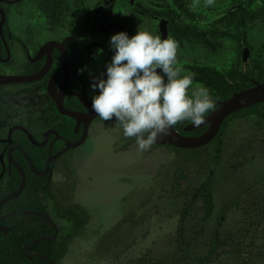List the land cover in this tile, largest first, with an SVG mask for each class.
I'll return each instance as SVG.
<instances>
[{
	"label": "rangeland",
	"instance_id": "obj_1",
	"mask_svg": "<svg viewBox=\"0 0 264 264\" xmlns=\"http://www.w3.org/2000/svg\"><path fill=\"white\" fill-rule=\"evenodd\" d=\"M94 1L89 0L90 6ZM192 1L197 11H187L191 23L196 21L203 32L222 29L218 19L228 12L229 0H215L212 7H205L204 0ZM249 38L254 46L264 42V24L252 23ZM232 51L225 38L208 39L199 46L184 41L179 43L178 60L180 65L189 61L225 70ZM125 139L118 124L97 123L80 146L56 162L44 197L59 234L68 232L69 223L56 217L58 208L78 204L87 215L59 264H244L225 246L206 263L189 257L176 262L177 225L185 201L171 192L178 166L189 169L184 190L191 192L208 181L213 193V215L196 241L198 255L207 252L219 217L222 232L237 231L252 218L258 224L247 228L256 230H250L255 242L251 244L247 235L250 244L244 246L242 257L245 264H264V137L255 118L231 119L220 141H211L194 154L166 144L141 152L135 140Z\"/></svg>",
	"mask_w": 264,
	"mask_h": 264
},
{
	"label": "flooded vegetation",
	"instance_id": "obj_2",
	"mask_svg": "<svg viewBox=\"0 0 264 264\" xmlns=\"http://www.w3.org/2000/svg\"><path fill=\"white\" fill-rule=\"evenodd\" d=\"M192 4V0H95L90 6L89 0H0V80L6 77L17 79L0 82V193L8 189L4 183L6 177L20 175L21 181L18 166L25 176V163L28 172L34 173L25 154L37 170L43 171L45 165L40 170L33 160L45 158L46 164L47 158L61 151L68 142H75L85 135L84 142L93 125L107 122L98 115L86 122L85 116L93 112L91 99L98 94L93 92L90 84L93 77H100L101 73L106 72V64L114 54L109 47L110 36L118 32H127L131 37L137 30L149 31L161 39L171 37L178 43L187 41L196 46L212 38L228 39L233 51L225 70L184 61L181 64L184 74H193V84L207 88L202 81L208 76L202 73L203 67L211 68L213 74L216 71L224 73L225 81L230 84L233 82L228 72L236 73L237 79L250 81L249 86L239 88L229 96L253 86V81L264 82V42L254 46L249 38L252 23L264 24V0H229L228 12L218 19L222 29L204 32L196 21L191 23L192 15L187 11H197ZM246 48L248 54L244 56ZM258 54L262 57L261 72L253 65V58ZM191 66L194 70H191ZM78 69H84L83 73L78 74ZM68 112L78 113L80 118ZM235 112L239 113L228 118L231 113L225 118L227 122L223 130L225 119L222 121L211 141L216 140L217 136L222 138L228 122L239 116L255 118L264 137V100ZM111 122L116 123L114 120ZM125 140L130 142L135 139ZM74 148H68L50 163L49 172L45 175L51 183L56 162ZM16 188L4 194L0 200ZM45 192H42L43 197ZM44 203L46 205V200ZM10 211L16 210L5 211L0 217ZM46 214L54 225L43 218L53 231L50 235L42 236H51L56 229L54 239L63 237L66 233L59 234L48 208ZM16 215L27 214L11 216ZM11 216L0 219L1 225L9 227L6 233L1 231L4 235L16 226V223H1ZM35 257L28 259L32 261Z\"/></svg>",
	"mask_w": 264,
	"mask_h": 264
},
{
	"label": "clouds",
	"instance_id": "obj_3",
	"mask_svg": "<svg viewBox=\"0 0 264 264\" xmlns=\"http://www.w3.org/2000/svg\"><path fill=\"white\" fill-rule=\"evenodd\" d=\"M214 4L215 0H204L205 7ZM109 47L114 54L106 72L90 84L98 92L92 96L91 111L103 121L118 123L126 138L135 139L139 151L151 149L178 124H204L217 109L210 90L193 87L194 75L184 74L174 38L140 30L130 37L121 31L110 36ZM83 71L78 69V74Z\"/></svg>",
	"mask_w": 264,
	"mask_h": 264
},
{
	"label": "trees",
	"instance_id": "obj_4",
	"mask_svg": "<svg viewBox=\"0 0 264 264\" xmlns=\"http://www.w3.org/2000/svg\"><path fill=\"white\" fill-rule=\"evenodd\" d=\"M253 15L254 14H251V16ZM261 61L262 57H259V54L253 58L254 68H257L259 71L262 68ZM190 68L191 70H194L193 66ZM201 71L208 75L206 78H203L202 81L208 86L217 105L218 102L225 100L233 91L250 85L248 79H237V74L234 72H228L233 82L230 84L225 81L224 73L222 72L216 71L215 74H213L211 68L205 67H203ZM238 113L239 112H234L228 118L235 116ZM226 122L227 119L223 122L222 130L224 129ZM189 124H191V122L186 121L174 126V128L185 135L193 136L202 133L207 127V125H204L193 128L190 131H184L183 128ZM221 139L220 136H217L215 141H220ZM169 146L177 151H184L192 154L198 152L204 147L201 146L187 149L171 145ZM26 149L28 153H30V150L28 148ZM33 161L40 170L44 169L45 158ZM24 167L26 168L25 187L17 197L9 200L0 209V214L5 211L17 209H32L46 213L47 207L44 203L45 198L43 197L42 192L50 189L51 181L47 175H36L32 172H28L26 163L24 164ZM189 174L188 168L178 166L170 183L172 194L176 197H184L185 199L181 218L177 225V254H179V256L175 257L176 262H182L189 257L198 260L200 263H206L218 256V249L220 246H225L227 247V252L230 253L232 258L236 261L243 259V263L245 264L246 262L242 257L244 246L255 242L254 237L252 238L254 232L251 231H256L255 229L247 228V226L254 227V225L257 226L258 224L253 221L252 218L245 227H241L237 231L222 232L218 229L222 226V219L219 217L217 221L218 227L214 230L210 240L207 242V252L204 255H198V252L196 251V241L204 232L206 222L213 215L214 198L208 181L202 182L198 187L192 189L191 192L184 190L182 185L188 179ZM4 183L7 185L8 189L5 192L0 193V198L19 185L20 175L8 176ZM190 195L191 199L188 201ZM192 201H197L198 204L192 207ZM56 215L69 223L68 232L63 237L56 238L52 241L42 240L33 243L26 247V252L42 253L58 264L59 260L66 252L69 240L77 235L83 228L87 215L85 210L78 204H72L64 209L58 208ZM261 215L264 216V213ZM23 218L25 220H23ZM1 223L5 225H13L16 223V226L6 235L0 231V264H49L47 261L39 257H35L30 261L21 250L22 246L27 241L42 235H50L52 233V227L43 217L35 214L16 215L3 219ZM247 235H251L250 243L247 242Z\"/></svg>",
	"mask_w": 264,
	"mask_h": 264
},
{
	"label": "water",
	"instance_id": "obj_5",
	"mask_svg": "<svg viewBox=\"0 0 264 264\" xmlns=\"http://www.w3.org/2000/svg\"><path fill=\"white\" fill-rule=\"evenodd\" d=\"M163 33L165 32V27L162 29ZM244 56L248 54L247 48L245 49V52L243 53ZM12 80H17L12 77H6L2 78L0 82L2 81H12ZM264 100V82H258V81H253V86L243 89L238 92H234L231 96H229L227 99L219 102L217 105V109L213 111L212 113L208 114L206 117V122L198 127L208 125L205 131L202 133L195 135V136H187L182 133H180L177 129L174 127L169 131V133L166 136H162L160 139L155 144H165L168 143L169 145L175 146V147H180V148H197L200 146H204L208 144L218 133L219 128L222 124V121L231 113L246 107L250 106L252 104L258 103L260 101ZM68 114L72 115L73 117L80 118V115L75 112H68ZM97 114L95 112H91L86 114L85 120L86 122L91 120V118L95 117ZM193 128H197L196 126H193V124H189L184 127V131H189ZM85 138V135H83L79 140L75 142H68L65 147L57 152L56 154H53L52 156H49L46 160L45 164V169L43 171H39L35 168L33 165L31 159L25 154L26 160L28 165L30 166L31 170L38 174V175H45L46 173L49 172L50 169V163L54 158H56L59 154L64 152L70 147H77L79 146ZM17 165V164H16ZM18 166V165H17ZM20 169L21 173V181L19 186L6 196H4L0 200V208L10 199L15 198L18 196V194L23 190L25 183H26V176L24 172L21 170L20 166H18ZM15 214H38L44 217L46 220L50 221L53 225V221L49 215H47L44 212L36 211V210H16V211H10L4 214L2 217L6 216H11ZM0 217V219L2 218ZM9 230V227L1 225L0 224V231H3L6 233ZM57 235V230L55 229L54 233L51 236H40L38 238L32 239L29 242H27L23 247L22 251L25 254V256L29 259H32L34 256L40 257L47 261L49 264H57L55 263L52 259L49 257L45 256L44 254L41 253H27L25 251L26 247L30 244H33L35 242L41 241V240H48L51 241L53 240Z\"/></svg>",
	"mask_w": 264,
	"mask_h": 264
}]
</instances>
